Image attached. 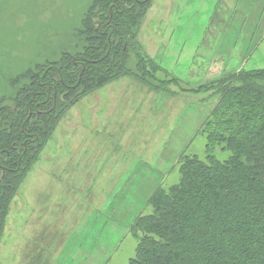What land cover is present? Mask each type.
Returning a JSON list of instances; mask_svg holds the SVG:
<instances>
[{"label":"rangeland","instance_id":"374dc122","mask_svg":"<svg viewBox=\"0 0 264 264\" xmlns=\"http://www.w3.org/2000/svg\"><path fill=\"white\" fill-rule=\"evenodd\" d=\"M90 1H0L1 97L15 75L72 50ZM138 38L175 93L125 75L72 105L12 198L0 264H128L133 223L184 158H230L201 129L218 95L193 89L264 68V0H151Z\"/></svg>","mask_w":264,"mask_h":264},{"label":"trees","instance_id":"16d2710c","mask_svg":"<svg viewBox=\"0 0 264 264\" xmlns=\"http://www.w3.org/2000/svg\"><path fill=\"white\" fill-rule=\"evenodd\" d=\"M150 3L91 0L72 50L9 80L0 95V238L18 186L72 105L125 75L156 92L179 85L157 75L165 70L139 41ZM193 91L218 95L201 129L209 147L224 144L231 156L184 158L179 181L159 186L151 211L133 223L139 243L128 264H264V68L228 72Z\"/></svg>","mask_w":264,"mask_h":264}]
</instances>
